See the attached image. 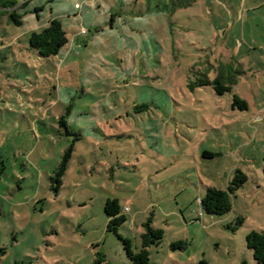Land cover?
I'll list each match as a JSON object with an SVG mask.
<instances>
[{"label":"rangeland","instance_id":"obj_1","mask_svg":"<svg viewBox=\"0 0 264 264\" xmlns=\"http://www.w3.org/2000/svg\"><path fill=\"white\" fill-rule=\"evenodd\" d=\"M0 12V264H132L118 236L138 252L147 221L163 231L149 264H257L246 236L264 233V0H29L20 25ZM51 20L67 43L42 58L28 41ZM217 66L230 92L190 90ZM236 172L231 210L206 214L207 188L227 191ZM107 199L126 218L118 236Z\"/></svg>","mask_w":264,"mask_h":264},{"label":"trees","instance_id":"obj_2","mask_svg":"<svg viewBox=\"0 0 264 264\" xmlns=\"http://www.w3.org/2000/svg\"><path fill=\"white\" fill-rule=\"evenodd\" d=\"M29 3V0H24L23 4L17 7L15 0H0V9L6 11L9 19L15 24H21V16L17 13V9L23 7ZM38 11V10H36ZM3 13V12H0ZM29 48L34 50L39 57L49 58L55 56L66 45L67 38L62 28V25L57 20H51L48 27L43 29L39 33H32L29 37ZM219 71L216 72L214 79H209L208 74H202L201 78H197L195 81L190 82L188 87L190 90L202 87H211V89L217 95H223L226 92L232 90V86L236 84L235 78L225 77L222 75V68L217 66ZM233 107H237L240 110L247 108L246 102L238 98L233 97ZM59 124L65 129L67 134H71L65 123L64 117L59 118ZM73 152V145H70L63 153L60 164L55 171V177L52 179L58 185L61 184V177L63 176L68 161L71 158ZM246 182V176L240 172H236L232 181H230L227 191L207 188L205 196L200 200L201 209L208 215H223L231 210L230 195L237 189L241 188ZM104 213L109 218L108 231L117 235L118 228L125 222L126 218L122 213L120 205L116 199H107L104 205ZM144 233L141 234V249L138 252H134L131 247V243L128 239L118 238L122 240L127 257L132 264H149V252L148 248L151 245L160 244L163 238V231L155 229L151 226V222L147 221L143 224ZM246 245L253 253V259L257 264H264V233L252 231L246 236ZM172 248L185 249V242H177L172 245ZM5 255V249L0 247V260ZM98 261H103L101 255L98 254Z\"/></svg>","mask_w":264,"mask_h":264},{"label":"built area","instance_id":"obj_3","mask_svg":"<svg viewBox=\"0 0 264 264\" xmlns=\"http://www.w3.org/2000/svg\"><path fill=\"white\" fill-rule=\"evenodd\" d=\"M82 33H83V34H85V32H84V31H83ZM126 210H127V209L125 208V209H124V211H126Z\"/></svg>","mask_w":264,"mask_h":264}]
</instances>
